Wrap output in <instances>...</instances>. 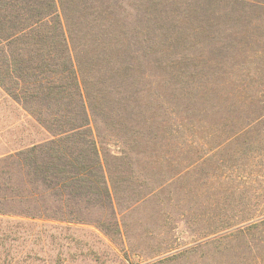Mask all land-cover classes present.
I'll use <instances>...</instances> for the list:
<instances>
[{
	"label": "rangeland",
	"instance_id": "obj_1",
	"mask_svg": "<svg viewBox=\"0 0 264 264\" xmlns=\"http://www.w3.org/2000/svg\"><path fill=\"white\" fill-rule=\"evenodd\" d=\"M91 2L99 14L85 16L88 8L74 19L88 22L85 71L99 104L92 125L119 232L98 225L114 222L98 208L84 211L86 222L0 213V264H264V222L254 224L264 218V102L201 117L175 75L140 61L151 50L137 44L139 31L158 29L166 42L153 48L177 52L166 29L178 34L185 0ZM227 2L192 0L189 13ZM49 137L0 85V157Z\"/></svg>",
	"mask_w": 264,
	"mask_h": 264
},
{
	"label": "trees",
	"instance_id": "obj_2",
	"mask_svg": "<svg viewBox=\"0 0 264 264\" xmlns=\"http://www.w3.org/2000/svg\"><path fill=\"white\" fill-rule=\"evenodd\" d=\"M191 3L182 5L178 34L166 29L165 39L178 41L177 52L153 48L164 45L158 29L151 35L153 29L139 31L137 44L151 50L140 61H153L175 75L201 117H223L228 107L264 102V7L228 0L200 16L189 13ZM97 5L91 0H0V85L50 134L0 157V213L86 222L84 211L98 208L114 220L98 225L119 232L116 191L92 125L99 104L91 86L96 83L85 71L88 22L74 19V11L88 8L85 16L95 18ZM108 78L111 83L114 73ZM123 97L121 92L117 101ZM260 114L264 118V111Z\"/></svg>",
	"mask_w": 264,
	"mask_h": 264
}]
</instances>
